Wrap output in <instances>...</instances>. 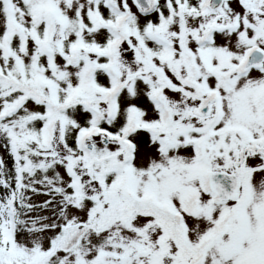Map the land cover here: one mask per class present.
<instances>
[{
	"label": "snow or ice",
	"instance_id": "obj_1",
	"mask_svg": "<svg viewBox=\"0 0 264 264\" xmlns=\"http://www.w3.org/2000/svg\"><path fill=\"white\" fill-rule=\"evenodd\" d=\"M0 264H264V0H0Z\"/></svg>",
	"mask_w": 264,
	"mask_h": 264
}]
</instances>
